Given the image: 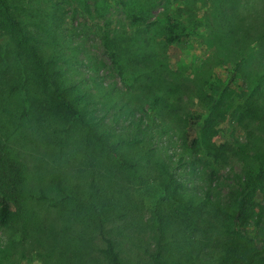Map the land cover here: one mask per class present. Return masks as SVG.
Wrapping results in <instances>:
<instances>
[{
	"label": "rangeland",
	"instance_id": "1",
	"mask_svg": "<svg viewBox=\"0 0 264 264\" xmlns=\"http://www.w3.org/2000/svg\"><path fill=\"white\" fill-rule=\"evenodd\" d=\"M8 2L98 130L136 166L113 170L75 122L48 110L14 35L0 33V185L13 212L0 223V264H108L103 210L105 235L145 264L151 210L169 174L186 198L229 213L235 180L264 154V0ZM225 9L230 33L219 26ZM164 18L188 34L167 42ZM255 203L264 226V197ZM194 227L192 238L175 234L180 263L192 253L195 264H215L210 252L225 250Z\"/></svg>",
	"mask_w": 264,
	"mask_h": 264
},
{
	"label": "trees",
	"instance_id": "2",
	"mask_svg": "<svg viewBox=\"0 0 264 264\" xmlns=\"http://www.w3.org/2000/svg\"><path fill=\"white\" fill-rule=\"evenodd\" d=\"M228 12L226 9L221 12L223 19L219 21V26L220 30H227L230 33L235 29V22L232 21V15L228 17ZM132 20L143 21L144 19L133 14ZM162 21L166 25L167 42H173L188 34L187 30L178 32L176 25L169 18H164ZM0 33L14 35L16 53L29 61L33 72V84L46 95L45 101L48 110L75 122L83 132L85 139L92 141L105 154L107 162L113 170H124L132 174L136 165L120 150L121 143L108 141L98 130L97 122L85 112L84 106L78 103L83 97L78 94L72 95L71 87L65 85L60 79L61 73L56 67V58L45 59L42 57L38 49V38L29 33L24 24L16 18L8 0H0ZM15 88L16 85H12L10 89L14 90ZM195 119V123L189 124L185 131L186 137L189 136V130L191 132L197 130L199 117ZM122 143L128 142L122 141ZM194 144L195 138L192 139L191 145ZM251 157L252 162L235 180L236 200L232 201L229 213L223 212L221 209H218V213H216L214 209H210L205 199L194 202L192 199L186 198L178 191L181 184L176 182L172 174H169L167 183L160 190L159 201L151 210L154 244L147 251L145 264H182L176 253L180 254L183 249L175 241V234L184 233L188 236L185 238H192L190 235L194 230L191 227L194 226L198 231L211 232L214 246L218 248L221 245L225 250L210 252L215 264H264V226L260 223L261 213L254 211L256 198L264 197V154H254ZM60 190L63 191L62 188ZM42 198L45 196L42 195ZM9 201L10 196L1 189L0 185L1 224L8 222L13 215ZM108 212V210L96 211L98 226L104 239V246L100 252L108 264H141L123 257L116 240L105 235L104 218L106 219ZM181 221L183 224L179 226ZM259 232H261L260 237L258 236ZM225 239H229L230 244L224 243ZM233 247L234 253L232 252ZM192 257L191 253L184 264H195L192 262Z\"/></svg>",
	"mask_w": 264,
	"mask_h": 264
}]
</instances>
